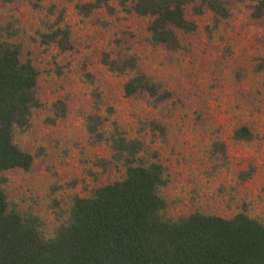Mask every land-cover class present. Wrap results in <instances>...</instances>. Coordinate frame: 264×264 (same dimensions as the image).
<instances>
[{"label":"rangeland","instance_id":"1","mask_svg":"<svg viewBox=\"0 0 264 264\" xmlns=\"http://www.w3.org/2000/svg\"><path fill=\"white\" fill-rule=\"evenodd\" d=\"M91 0H45L42 10L33 9L25 0L0 3V21H18L24 52L40 72L39 93L43 108L34 112L32 128L16 137V143L36 155L29 172H6L5 186L11 202L23 212L32 213L45 222V233L53 231L66 219L70 199L88 197L100 187L125 176V169L109 165L106 170L95 166L110 159L105 145L91 146L85 119L93 112L95 87L103 95V112L108 117L104 127L110 132L118 123L130 138L142 139L149 152L157 151L165 166L168 186L162 190L172 218L195 212L232 218L247 206L248 214L264 222V71L255 67L264 58V20H254L250 7L259 0L234 3L233 16L209 33L213 15L196 17L198 31L181 40L184 49L172 53L153 48L147 41L148 20L126 14L117 5L113 15L105 10L82 18L79 2ZM65 12V24L73 32L75 51L60 54L53 47L45 49L32 41L43 30V22L53 23L48 9ZM117 40L124 41L121 46ZM121 52L140 58L141 71L161 81L174 94L167 104L152 108L147 98H126L124 84L128 77L109 72L101 63L103 53ZM63 71L58 75L57 68ZM85 70L96 79L92 86ZM66 101V119L49 124L52 105ZM114 109L109 116L107 109ZM156 121L167 129L163 141L159 134L140 132V124ZM247 126L257 139L249 144L232 139L235 129ZM223 140L228 147V164L214 173L208 152L213 140ZM255 169L253 177L241 182L239 175ZM92 173V175L90 174ZM56 203L58 205H56ZM56 213L63 215L56 218Z\"/></svg>","mask_w":264,"mask_h":264},{"label":"trees","instance_id":"2","mask_svg":"<svg viewBox=\"0 0 264 264\" xmlns=\"http://www.w3.org/2000/svg\"><path fill=\"white\" fill-rule=\"evenodd\" d=\"M16 0H0L3 5ZM35 10H42L45 0H25ZM113 0L79 2L76 10L82 18H90L100 10L110 15L116 12ZM244 0H117L123 12L148 20L147 43L176 53L185 47L181 40L198 31V24L188 13L202 17L213 15L209 33L217 30L233 16L234 3ZM254 20H264V0L250 7ZM56 16L53 23L44 21L43 30L31 40L45 49L57 48L60 54L74 52L73 32L65 24V12L56 7L48 9ZM17 20L0 21V264H264V222L251 217L244 206L232 218L195 212L172 218L167 214L169 204L162 195L168 186L165 166L157 151L149 152L139 138H130L116 122L110 132L104 127L108 117L103 112V95L98 87L92 91L93 112L85 119V129L91 146L105 144L110 159L96 161L95 166L106 170L109 165L125 169L123 179L100 187L88 197L74 196L65 211L66 219L53 231L45 233V222L38 216L23 212L10 201L5 186L6 172L29 173L36 155L16 143L18 135L32 128L34 112L43 108L39 93L40 72L24 52ZM124 41L117 40L121 46ZM101 63L119 76L128 77L124 96L147 98L152 108H159L174 98L161 81L141 71L140 58L121 52L103 53ZM255 72L264 71V58L259 59ZM58 75L63 71L57 68ZM85 79L96 85L95 77L85 70ZM53 117L47 122L55 126L66 119L68 104L56 101ZM106 114L113 116L114 109ZM165 141L166 127L156 121L140 124V132ZM232 139L252 143L257 139L251 129L241 126ZM215 173L228 164V147L220 139L213 140L208 152ZM254 168L239 175L245 183L253 177ZM92 175V173L90 172ZM56 205H58L56 203ZM63 215L56 213L57 219Z\"/></svg>","mask_w":264,"mask_h":264}]
</instances>
